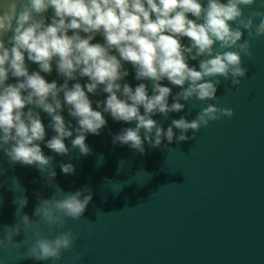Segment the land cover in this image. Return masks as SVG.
<instances>
[{
	"label": "clouds",
	"instance_id": "clouds-1",
	"mask_svg": "<svg viewBox=\"0 0 264 264\" xmlns=\"http://www.w3.org/2000/svg\"><path fill=\"white\" fill-rule=\"evenodd\" d=\"M256 3L257 0H2L0 152L12 163L46 172L50 183L56 175L53 157L43 153L41 142L57 155L68 156L71 149H78L79 155L87 156L91 148L85 143L86 137L100 135L107 124L104 114L114 121L134 122V127L112 134V143L127 145L141 154L146 143L157 148L162 140L170 144L174 138L177 142L195 139L201 127L234 114L232 108L214 101L222 79L234 87L241 83L248 72L242 57L252 55L250 40L264 36V10L253 8ZM97 36L102 37V42L93 43ZM25 55L38 71L29 72ZM125 63L134 70L135 80L148 83L141 82L133 88L125 79L129 75ZM53 68L63 83L48 81L41 74L50 75ZM10 77L16 82L8 83ZM83 77L87 81L82 86L79 80ZM164 80L178 86L179 91L173 93L171 87L161 83ZM69 81H75L71 87ZM102 93L107 94L102 101H93L88 95ZM193 100L205 106L191 120L181 115L164 128L153 118L159 114L167 119L170 113L183 112ZM65 109L76 121L75 126L72 120L65 121ZM40 110L50 118L47 127L55 133L47 140ZM189 130L191 136L186 135ZM73 134L70 149L65 140ZM60 169L67 175L75 171L70 162L61 163ZM16 185L19 183L13 178L9 190L15 191ZM56 190L63 195L38 199L33 218L22 211L28 203L26 196L13 200L17 219L0 228V251L18 250L15 259L19 261L58 264L62 254L73 249L78 237L65 225L68 220L83 217L93 193L87 185L68 193ZM41 223L48 226L50 235L41 233ZM29 231L32 242L20 252L22 242L15 237L22 232L26 239Z\"/></svg>",
	"mask_w": 264,
	"mask_h": 264
},
{
	"label": "water",
	"instance_id": "water-1",
	"mask_svg": "<svg viewBox=\"0 0 264 264\" xmlns=\"http://www.w3.org/2000/svg\"><path fill=\"white\" fill-rule=\"evenodd\" d=\"M252 7L264 10V0ZM97 40L102 42V37L97 36L93 43ZM250 48L252 55L242 57L248 68L246 76L235 87L222 79L214 101L232 108L234 114L201 127L195 139L177 142L174 138L170 144L162 140L157 148L146 143L141 154L112 143V134L134 127V122L114 121L104 114L107 124L100 135L86 137L91 148L87 156L71 149L75 134L65 140L71 149L68 156L55 154L41 142L43 153L53 157L56 175L50 183L46 172L12 163L0 152V228L16 222L13 200L18 196L27 197L22 211L33 218L38 199L59 198L63 194L57 188L68 193L87 185L92 200L81 219L68 220L65 225L78 238L58 264H264V36L252 38ZM25 62L29 72L38 71L26 55ZM125 67L129 70L125 79L133 88L148 83L134 79L130 64ZM41 74L48 81L63 83L55 68L50 75ZM86 81L87 77L79 80L82 86ZM15 82L16 78H9L8 83ZM74 82L69 81V87ZM161 83L173 93L179 91L167 80ZM88 95L93 101H102L107 94ZM203 106L193 100L183 112L170 113L167 119L159 114L153 118L167 128L181 115L191 120ZM40 115L45 140L50 139L55 134L47 127L50 118L42 110ZM62 115L76 125L66 109ZM191 134L189 130L186 135ZM69 162L75 167L71 175L60 169L61 163ZM13 178L21 186L16 185L15 191L9 190ZM39 230L50 235L43 223ZM24 238L22 232L15 237L22 242L20 252L31 244V231ZM17 251H0V264H47L19 261Z\"/></svg>",
	"mask_w": 264,
	"mask_h": 264
}]
</instances>
